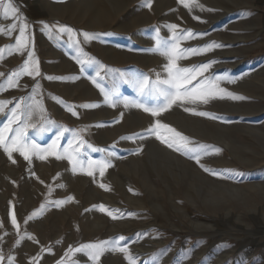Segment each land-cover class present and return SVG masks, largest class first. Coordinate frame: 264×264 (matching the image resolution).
<instances>
[{
  "label": "rangeland",
  "instance_id": "374dc122",
  "mask_svg": "<svg viewBox=\"0 0 264 264\" xmlns=\"http://www.w3.org/2000/svg\"><path fill=\"white\" fill-rule=\"evenodd\" d=\"M13 2L28 25L31 44L26 51L16 52L18 31L0 33V73L6 74L0 77V101L31 96L38 82L41 87L36 99L55 125L80 131L87 143L115 151L117 156L109 158L112 166L103 177L98 170L89 177L79 171L73 173L66 159L56 160L54 156L47 160L33 156L29 163L13 153L16 163H12L0 148V252L6 257L0 264H8L9 254L13 264H57L62 258L65 264L72 259L88 264L83 254L65 257L68 247L111 241L121 235L127 239L120 246H129L136 264H204L205 258L210 264H264V0H198L214 11L195 8L192 12L178 0H153L150 10L142 6L143 0ZM9 22L0 19V27L7 28ZM44 24L49 25L51 36ZM171 24L179 25L180 32L191 29L205 34L181 40L182 48L202 47L212 41L225 45L178 62L190 67L215 60L206 77L227 75L236 79V83L222 81L221 87L247 100H215L198 109L223 120L194 116L178 106L161 117H152L142 109L107 105L93 78L106 90L117 88L121 97L137 99V93L118 74L102 72L104 78H97L95 66H86L81 73L67 34L56 35L60 25L96 33V40L81 45L87 56L108 68L146 74L154 81L157 73L161 78L166 76L162 66L167 62L154 51V29H159L161 38L171 41ZM78 38L83 40L82 36ZM27 51L35 53L42 75H20L17 87L7 88V77L19 71ZM139 99L149 106L157 103L152 97ZM84 104L96 107L84 108ZM13 106L11 103L5 110ZM69 106L78 117L68 111ZM156 119L194 141L220 148L219 154L202 160L207 166L244 175L217 178L204 173L194 161L148 136L145 130ZM5 121L6 117L0 116V126ZM55 125L40 135L29 129L30 139L41 148L48 147L56 136ZM137 133L145 139L120 140ZM70 139L71 131L65 133L61 145L66 146ZM141 146L142 152L134 154ZM81 153L85 162L108 158L105 152L87 147ZM101 183L108 185V190L101 188ZM68 196L74 200L60 207L51 203ZM100 204L134 215L113 220L93 207ZM34 212L36 215L25 225ZM13 214L20 225L19 234L11 223ZM189 249L191 254L185 259ZM100 264L128 261L124 254L109 251Z\"/></svg>",
  "mask_w": 264,
  "mask_h": 264
},
{
  "label": "snow or ice",
  "instance_id": "6c2138e0",
  "mask_svg": "<svg viewBox=\"0 0 264 264\" xmlns=\"http://www.w3.org/2000/svg\"><path fill=\"white\" fill-rule=\"evenodd\" d=\"M152 2L153 0H143L142 6L150 10L152 8ZM178 2L182 4L184 8L188 9L189 12H192L195 8H199L201 11H214V9L206 8L205 5L198 3V0H178ZM19 11V8L14 4L13 0H0V19L10 21L7 28L0 27V33L11 35L13 32L18 31L19 34L15 37V51L24 52L30 47L31 37L27 32L28 25L21 20ZM243 15L247 16L250 15V13H244ZM193 18L200 20L199 16H193ZM17 21H19V25ZM43 28L49 31L50 36L52 35L49 25L44 24ZM168 28L172 32L171 41L161 38L159 29H154L156 32V36L154 37V51L167 59V62L162 66L166 76L161 78L160 73H157L154 81L146 74H128L119 69L108 68L95 57L87 56L81 45L96 40L98 38L96 33L88 31L78 32L70 26L60 25L56 35L59 37L60 35L67 34L69 46L76 50L77 54L74 59L81 65V73L86 70V66H95V77L97 78H104L101 75L102 72L105 75L108 73L118 74L119 79L132 86L137 93V99L121 97L117 88L113 87L111 90H106L100 85L96 78H93L92 83L100 88L107 105L115 108L118 104H123L124 108L134 107L142 109L145 113H150L152 117H161L163 113L171 110L173 106H178L181 107L184 112L194 116L223 120V117L216 116L209 111L198 109L200 105H208L211 101L215 100H247L248 97L221 87L222 81L236 83V79L227 75L215 76L214 78L206 77L205 73L217 62L215 60L194 64L190 67L181 66L178 62L193 55H200L216 48L225 47V45L212 41L202 47L182 48L180 43L181 40L187 41L195 38L197 35L203 36L205 34H197L191 29H184L182 32L177 31L179 29V25L177 24L168 25ZM79 36L83 37L82 41L78 38ZM2 53L3 49H0V55H2ZM25 74L33 78L42 75L39 63L35 59V53L33 51H27V59L24 60L19 71H14L7 77V88L11 89L17 87V77ZM5 75V73H0V77ZM48 79H52V77H48ZM58 79L63 78L61 77ZM40 87L41 85L37 82L32 88L33 95L19 97L15 101H0V116L6 117V121L0 126V148H2L8 158L12 160V163H16V161L12 159L13 153H19V155L29 163L32 162L33 156L40 160H47L49 156H54L56 160L66 159L72 165L73 173L79 171L89 177H93L94 173L98 170L99 175L103 177L106 170L112 166V161L109 158L116 157L117 153L108 149L97 148L87 143L83 139L80 131L68 129L63 125H55V122L46 115V110L43 105L36 99L37 90L40 89ZM2 90L3 87L0 86V91ZM141 97H152L157 103L149 106L139 99ZM11 103H14V106L6 111L5 109ZM82 107L93 108L96 107V105L84 104ZM68 111L75 117L79 115L71 106L68 107ZM122 116L123 113H121V118ZM119 122V120L116 121V123ZM52 125L57 127V131L55 139L48 147L41 148L35 140L30 139L29 129L35 130L37 135H40L48 131L49 126ZM70 131L72 132V139L67 142L66 146H62L60 143L61 139L64 137L65 133ZM145 131L148 136H154L155 139L166 148L194 161L204 173L217 178L244 175V173L232 169L219 170L207 166L202 160L205 157H210L213 153L219 154L222 150L215 146H209L194 141L170 124L162 122L161 119H156ZM137 138L143 140L145 136L137 133L132 136H122L120 140L135 141ZM85 147L95 152H105L108 158L104 160H92L89 158L85 162L81 159V149ZM112 147L115 148V144H113ZM142 150V146L138 147L134 154H140ZM41 183H43V181H41ZM99 186L108 190V185L104 183H101ZM129 190L131 191V189ZM73 200V196H68L66 200L53 201L51 203L55 207H60L62 204ZM44 207L45 205H41L42 209ZM93 207H98L101 212H106L113 220L134 215L130 212H121L120 209H108L103 204L98 206L94 205ZM35 215L36 213L34 212L24 221V224L27 225ZM11 223L15 227L16 233L19 234L21 229L20 225L17 224L15 214L11 217ZM24 231L26 233V229ZM139 235L140 234H137V236ZM27 239H32V237L27 236ZM126 239L125 236L121 235L117 239L111 241L84 243L80 244L78 247L70 245L65 252V257L74 254H83L87 257L88 264H100L101 257L106 252L111 251L124 254L128 264H136V258L131 254L129 246L126 243L120 246V242H124ZM17 243H19V241ZM224 247H228V245ZM191 251L192 249H189L185 252V259L191 254ZM5 259L6 257L0 252V261H4ZM13 259L14 258L9 254L7 257L8 264H13ZM57 264H65V260L62 258L57 261ZM69 264H78V259L70 260ZM181 264H183V261H181ZM204 264H210V260L205 258Z\"/></svg>",
  "mask_w": 264,
  "mask_h": 264
}]
</instances>
